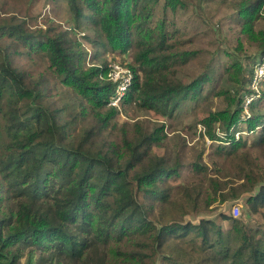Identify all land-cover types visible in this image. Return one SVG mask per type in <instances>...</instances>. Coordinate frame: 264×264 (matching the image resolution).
Returning <instances> with one entry per match:
<instances>
[{
  "label": "trees",
  "instance_id": "1",
  "mask_svg": "<svg viewBox=\"0 0 264 264\" xmlns=\"http://www.w3.org/2000/svg\"><path fill=\"white\" fill-rule=\"evenodd\" d=\"M64 1L72 26L58 30L32 29L0 5V264H59L65 257L90 264L91 242L103 246L101 264H264V228L246 222L252 214L264 220V168L256 170L243 156L254 151L256 160L264 158V80L259 92L251 87L256 65L264 62V29L255 28L264 19V0L238 3L241 32L257 48L248 52L253 65L236 56L227 66L235 89L216 91L226 108L200 119L217 143L208 154L212 165L200 157L188 166L159 151L165 123L147 131L137 122L131 134L124 129L121 142L110 139L119 82L99 49L133 52L124 106L174 116L210 78L205 72L189 79L181 71L197 53L181 46L179 29L156 19L161 3L176 11L183 0ZM84 30L94 35L83 38L99 46L91 65L76 36ZM15 53L44 57L80 112L67 118L68 102L55 106L44 96L48 75L33 83ZM88 110L95 122L77 131ZM237 129L245 135L237 137ZM187 167L191 175L180 179ZM243 198L238 217L231 210L208 215L215 203Z\"/></svg>",
  "mask_w": 264,
  "mask_h": 264
},
{
  "label": "rangeland",
  "instance_id": "2",
  "mask_svg": "<svg viewBox=\"0 0 264 264\" xmlns=\"http://www.w3.org/2000/svg\"><path fill=\"white\" fill-rule=\"evenodd\" d=\"M240 0H183L184 5L178 7L176 11L171 9L164 10V6H157L156 19L162 18L166 21L169 28H177L180 32L181 46L196 51V55L191 56L186 63L181 66V71L191 76H196L209 72L210 78L205 81L202 93L196 100L184 103L174 116L165 118L156 114L152 110L141 109L136 105L124 106L122 97L115 98L112 105L118 107V113L113 117L111 123L107 126L106 132L111 140L121 142L124 129L131 134L134 132L135 124L140 122L145 130L153 131L155 127L164 125V136L159 151L163 153L170 162L179 161L182 164L189 165L197 161L200 157L210 162L208 154L214 150L213 147L217 143L211 141L205 133L200 119L207 115L210 111L225 109L227 102L224 97L216 95V91L221 88L229 87L233 91L235 88L228 78L227 66L234 60L236 56L244 58L245 63L253 65V60L247 58L248 52H256L257 48L248 41L247 35L241 32V21L238 18L237 6ZM4 3L6 12L9 14H17L19 17L26 19L27 24L32 29H47L55 27L58 29L69 28L72 26L71 14L64 0H0V5ZM256 30L264 29V19L255 24ZM87 33L91 36L94 32L84 30L76 36L84 43L89 52L87 65L94 62L96 56L95 50L99 48L94 42H87L83 38V34ZM254 45H256L254 43ZM238 48L241 50H238ZM102 50L101 55L108 57L112 63H118L122 67V71L133 72L130 68L133 64L132 50L128 54L111 51L109 48H99ZM14 60L21 70L28 73L33 83L42 82V76L47 74L49 79V89L44 93L49 101L54 102L55 106H61L64 102H68V109L65 116L69 118L75 112H80L79 104H75L70 97L71 90L67 89L59 81H57L49 69L47 60L38 55L17 54ZM263 63H259L262 65ZM258 65V66H259ZM123 72H121L122 76ZM133 74V73H132ZM110 105V104H109ZM264 109V108H263ZM95 116L93 112L87 111L85 115H79L77 131L83 125L94 123ZM126 127V128H124ZM247 130L246 124L242 125ZM216 130L220 133L218 126ZM245 130L239 132L237 129L235 135H245ZM252 143V139L247 140ZM213 142V143H212ZM258 152L251 151L250 156L244 155L252 163H255L257 169L264 168V158L256 160L255 156ZM256 161H260L256 164ZM229 162V161H228ZM210 165L212 163L210 162ZM228 165V164H226ZM212 168V167H210ZM190 167L185 168L180 179H188L191 175ZM229 169V168H228ZM261 169L258 172H262ZM233 172L232 170H228ZM264 171V170H263ZM234 178V177H233ZM179 179V180H180ZM235 205H239L241 212L245 209L246 202L243 199H230L223 204H214L211 206L208 215H215L219 211L228 212ZM245 211V210H244ZM214 212V213H212ZM241 215V214H240ZM239 215V216H240ZM216 217V216H215ZM198 216H193L197 219ZM220 220V218H218ZM221 222V220H220ZM246 222L250 227L264 228V220L258 214H252L246 218ZM225 228H229L230 221L221 222ZM92 243L91 255L93 259L90 264H101L103 257V246ZM49 256L47 255L46 258ZM40 253L36 259L41 260ZM24 260V259H23ZM57 260L51 263L50 259L39 261V264H57ZM75 262L67 257L61 259L59 264H74Z\"/></svg>",
  "mask_w": 264,
  "mask_h": 264
},
{
  "label": "built area",
  "instance_id": "3",
  "mask_svg": "<svg viewBox=\"0 0 264 264\" xmlns=\"http://www.w3.org/2000/svg\"><path fill=\"white\" fill-rule=\"evenodd\" d=\"M261 63L263 64L256 65L255 72L251 80V87L257 92H259V89H260L259 86L261 84V81L264 80V62H261ZM111 66L112 68H111L109 75L113 78L114 81L119 82L117 95L113 97L112 99L114 100L116 97L120 99L125 94V91L128 88L129 82L132 77V73L127 72V70L122 71V67L118 63H112ZM121 72H123L122 76H121ZM252 99H253L252 96L248 97L247 103H249ZM231 212L234 217H238L241 214V209L239 205H235L232 208Z\"/></svg>",
  "mask_w": 264,
  "mask_h": 264
}]
</instances>
